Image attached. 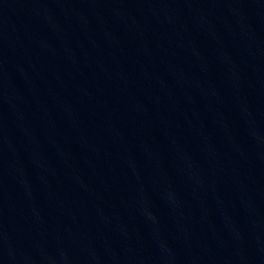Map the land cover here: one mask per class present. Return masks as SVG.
I'll use <instances>...</instances> for the list:
<instances>
[{
	"label": "water",
	"instance_id": "1",
	"mask_svg": "<svg viewBox=\"0 0 264 264\" xmlns=\"http://www.w3.org/2000/svg\"><path fill=\"white\" fill-rule=\"evenodd\" d=\"M0 264H264V0H0Z\"/></svg>",
	"mask_w": 264,
	"mask_h": 264
}]
</instances>
